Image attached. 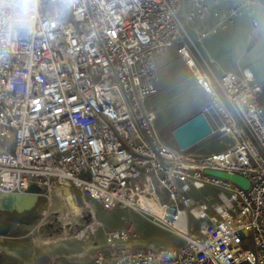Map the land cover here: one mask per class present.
Returning <instances> with one entry per match:
<instances>
[{"label":"built area","instance_id":"1","mask_svg":"<svg viewBox=\"0 0 264 264\" xmlns=\"http://www.w3.org/2000/svg\"><path fill=\"white\" fill-rule=\"evenodd\" d=\"M200 1L191 16L208 14ZM178 4L37 0L30 32L0 30V193L45 187L50 200L66 184L102 208L144 214L184 242L134 247L131 227L114 228L94 264H264L263 86L245 68L213 78L186 46L176 49L206 94L199 113L211 133L230 139L203 156L168 144L146 105L158 91L154 57L180 35ZM241 7L234 2L212 31ZM206 169L238 174L248 187ZM205 185L218 202L189 194Z\"/></svg>","mask_w":264,"mask_h":264},{"label":"rangeland","instance_id":"2","mask_svg":"<svg viewBox=\"0 0 264 264\" xmlns=\"http://www.w3.org/2000/svg\"><path fill=\"white\" fill-rule=\"evenodd\" d=\"M242 59L244 64L253 62L245 69L254 82L264 88V37H259L256 46ZM181 84L192 87L193 83L184 81ZM161 90L158 93L162 97L161 105L152 108L156 128L164 140L176 146L167 123L174 121L193 103H199L202 93L194 88L191 90L193 97L188 94L185 99H179L171 97L170 87ZM215 122L220 124L216 118ZM229 142L227 136L211 133L184 152L203 156L211 151H221ZM66 190L73 196L77 211L68 208ZM217 193L218 190L209 185L189 192L196 200L207 196L215 202L219 201ZM28 194L36 195V201L27 208H20L14 204L11 194L0 193V264H94L95 255L105 249V233L123 226L132 228L134 247L172 249L184 244L178 236L154 224L144 214L127 208H102L93 200L81 197L79 190L72 187L56 186L51 191L50 200L45 187H38L34 193H25ZM189 223L193 226L194 220L190 218Z\"/></svg>","mask_w":264,"mask_h":264},{"label":"crops","instance_id":"3","mask_svg":"<svg viewBox=\"0 0 264 264\" xmlns=\"http://www.w3.org/2000/svg\"><path fill=\"white\" fill-rule=\"evenodd\" d=\"M200 2L207 7L208 14L203 18L191 16V13L195 12L193 0H179L177 10L179 38L165 53L156 54L154 57V84L158 91L146 100L148 107L151 109L156 106L160 107L162 97L158 93L162 91V88L170 87L171 97L179 99L183 97L185 99L188 94L193 97L191 90L194 88L202 93L199 103H193L174 121L167 123L170 124L171 132L177 125L199 113L201 105L206 100V94L193 82V78L176 49L181 45L186 46L195 62L213 78H217L225 71L237 72L241 68H249L248 66H251L253 62L248 61L244 64L242 57L256 46L259 37H264V5L259 0L255 2L201 0ZM234 2L244 3L245 7L239 8L237 16L233 17L224 28H218L213 32L215 23L228 15ZM253 21L256 25H253ZM201 32L206 34L199 38ZM184 81H191L192 87L187 86V88L182 85L181 82ZM262 97L264 101V95ZM167 143L172 145L171 142Z\"/></svg>","mask_w":264,"mask_h":264},{"label":"water","instance_id":"4","mask_svg":"<svg viewBox=\"0 0 264 264\" xmlns=\"http://www.w3.org/2000/svg\"><path fill=\"white\" fill-rule=\"evenodd\" d=\"M259 1L264 5V0H259ZM211 132L212 129L205 116L201 113H197L188 120L177 125L172 130V135L174 137L176 145L180 149L184 150L190 145L205 138L206 136L211 134ZM205 173L222 177L225 179H229L233 183H236L237 185L243 188L248 187L247 180L238 174H229L227 172L210 170V169H206ZM11 197H13L14 204L20 208H27L33 205L37 199V196L33 194H28V195L11 194Z\"/></svg>","mask_w":264,"mask_h":264},{"label":"clouds","instance_id":"5","mask_svg":"<svg viewBox=\"0 0 264 264\" xmlns=\"http://www.w3.org/2000/svg\"><path fill=\"white\" fill-rule=\"evenodd\" d=\"M37 0H0V30L12 37L33 27Z\"/></svg>","mask_w":264,"mask_h":264},{"label":"bare ground","instance_id":"6","mask_svg":"<svg viewBox=\"0 0 264 264\" xmlns=\"http://www.w3.org/2000/svg\"><path fill=\"white\" fill-rule=\"evenodd\" d=\"M28 188L29 189H33V187H31V186H28ZM65 200H66V204L68 205V208H70L72 211H77L78 210V207L76 206V204H75V202L73 200V196L71 195L70 192H68V190H66V192H65Z\"/></svg>","mask_w":264,"mask_h":264},{"label":"trees","instance_id":"7","mask_svg":"<svg viewBox=\"0 0 264 264\" xmlns=\"http://www.w3.org/2000/svg\"><path fill=\"white\" fill-rule=\"evenodd\" d=\"M264 93V92H263ZM264 95V94H263Z\"/></svg>","mask_w":264,"mask_h":264}]
</instances>
